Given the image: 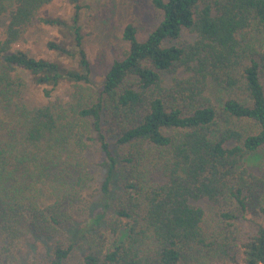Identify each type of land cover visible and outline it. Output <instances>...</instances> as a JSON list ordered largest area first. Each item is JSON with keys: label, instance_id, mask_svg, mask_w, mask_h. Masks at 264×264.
<instances>
[{"label": "trees", "instance_id": "16d2710c", "mask_svg": "<svg viewBox=\"0 0 264 264\" xmlns=\"http://www.w3.org/2000/svg\"><path fill=\"white\" fill-rule=\"evenodd\" d=\"M52 1L0 0V264L26 237L47 242L28 264H264V0H151L156 23L143 40L127 24L100 79L82 0L68 19ZM37 23L71 67L17 47Z\"/></svg>", "mask_w": 264, "mask_h": 264}, {"label": "rangeland", "instance_id": "374dc122", "mask_svg": "<svg viewBox=\"0 0 264 264\" xmlns=\"http://www.w3.org/2000/svg\"><path fill=\"white\" fill-rule=\"evenodd\" d=\"M82 6V37L91 60L95 79L101 78L113 60L121 58L126 47L125 43L118 38L121 37L122 30L127 24H134L137 28L138 38L143 40L148 35L150 28L156 23L158 17L156 10L151 6V0H82ZM71 7L69 0H53L50 4L43 7L42 13L45 16L68 19ZM1 34L2 31L0 30V36H2ZM193 39L194 35L192 33L185 32L182 38L173 44H186L192 42ZM65 40L67 39L64 38L63 33L56 28L37 23L27 29L17 47L29 52L36 58L57 61L64 67H71L72 62L67 56H61L56 51L47 48V43L50 41L59 43ZM16 73L25 81L22 98L30 100L32 104L43 103V86L36 85L27 72L17 70ZM168 81V78H166V84ZM68 97V84L62 83L52 92L50 100L60 101L66 100ZM0 113L6 115L7 109L0 106ZM257 162V159L254 158L248 161L254 171L258 169ZM92 173L95 179L89 188L91 195L96 194L103 174L95 166L92 168ZM91 210L98 212L101 211V208L96 206ZM80 224H76L77 229ZM238 226L241 232H244L248 227V223L242 221ZM118 235L119 233L117 235L107 233L108 243H113ZM46 249V240L38 242L32 237H26L17 243L9 264H28L42 256L44 252L46 253ZM70 263L74 264L76 262L72 261L67 264Z\"/></svg>", "mask_w": 264, "mask_h": 264}]
</instances>
